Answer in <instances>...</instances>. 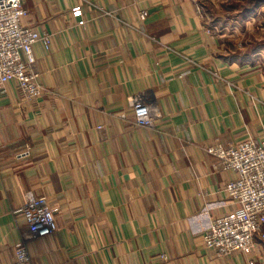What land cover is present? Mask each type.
<instances>
[{"label": "crops", "instance_id": "1", "mask_svg": "<svg viewBox=\"0 0 264 264\" xmlns=\"http://www.w3.org/2000/svg\"><path fill=\"white\" fill-rule=\"evenodd\" d=\"M20 1L49 45L32 46L40 96L0 90V264H17L27 193L57 228L22 264H264V242L224 255L202 238L237 206L236 173L204 147L264 137V64L232 58L193 0ZM139 92L153 126L135 122Z\"/></svg>", "mask_w": 264, "mask_h": 264}, {"label": "built area", "instance_id": "2", "mask_svg": "<svg viewBox=\"0 0 264 264\" xmlns=\"http://www.w3.org/2000/svg\"><path fill=\"white\" fill-rule=\"evenodd\" d=\"M193 2L203 19L202 5L199 0ZM74 11L78 12V8ZM26 12L20 0H0V90L11 82L25 98L33 99L43 93L44 87L32 46L42 41L48 48L49 38L22 23ZM146 14L142 11L141 17ZM78 23L83 24V21ZM130 103L137 124L153 126L159 119L157 107L143 92L130 96ZM204 150L218 159L222 169L236 173L235 178L223 185V190L237 206L212 219L202 235L203 242L218 254H249L258 242H264V137L229 144L216 142L206 145ZM28 154L26 147L16 156L22 158ZM16 212L22 214L26 222L22 239L14 245L16 262L22 264L30 261L26 241L56 230L57 207L45 195L27 193L25 204Z\"/></svg>", "mask_w": 264, "mask_h": 264}, {"label": "rangeland", "instance_id": "3", "mask_svg": "<svg viewBox=\"0 0 264 264\" xmlns=\"http://www.w3.org/2000/svg\"><path fill=\"white\" fill-rule=\"evenodd\" d=\"M232 58L264 64V0H199Z\"/></svg>", "mask_w": 264, "mask_h": 264}]
</instances>
